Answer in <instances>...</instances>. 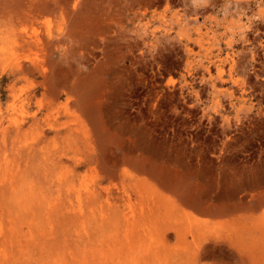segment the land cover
I'll return each mask as SVG.
<instances>
[{"label": "rangeland", "instance_id": "374dc122", "mask_svg": "<svg viewBox=\"0 0 264 264\" xmlns=\"http://www.w3.org/2000/svg\"><path fill=\"white\" fill-rule=\"evenodd\" d=\"M0 264H264V0H0Z\"/></svg>", "mask_w": 264, "mask_h": 264}]
</instances>
